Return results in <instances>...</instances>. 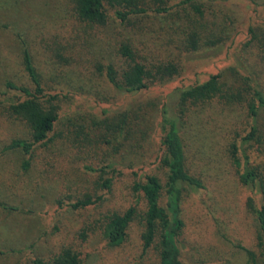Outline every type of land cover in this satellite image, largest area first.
I'll return each mask as SVG.
<instances>
[{
  "label": "trees",
  "instance_id": "1",
  "mask_svg": "<svg viewBox=\"0 0 264 264\" xmlns=\"http://www.w3.org/2000/svg\"><path fill=\"white\" fill-rule=\"evenodd\" d=\"M257 1L66 0L69 19L82 34L91 30L94 35L115 24L111 38L119 61L94 62L113 94L100 100L99 117L92 115V130L83 132L81 139L87 146L105 147H101L98 163L81 165L93 177L91 192L67 204L72 209L93 207L108 194L114 178L127 172L142 208L129 205L121 211L101 210L97 222L102 238L112 247L122 243L131 224L139 225L141 249L135 264H146L148 253L153 264H184L181 201L188 196L203 197L206 186L189 170L181 129L189 108L205 101L246 109L247 127L242 134L228 136L222 153L237 176L243 212L254 227V248L242 247L245 264H256L264 252V0ZM238 2L246 11L240 24L234 15ZM141 37L144 41L164 38L163 42L181 53L204 46L216 54L224 48L209 63L199 59L189 67L175 58L161 61L144 56L137 47L144 43ZM239 49L255 54L251 67ZM20 55L32 87L5 80L0 105L28 135L27 139L12 138L3 147V151L21 153L24 171L33 149L51 141L57 109L67 97L41 86L26 47ZM6 90L15 94L5 98ZM140 91L153 96L144 102H129L131 94ZM115 93L122 94L118 101ZM77 96L92 99L88 93ZM214 222L220 234L223 221L215 216ZM29 264H84V260L72 245L61 244L47 259L30 258Z\"/></svg>",
  "mask_w": 264,
  "mask_h": 264
},
{
  "label": "rangeland",
  "instance_id": "2",
  "mask_svg": "<svg viewBox=\"0 0 264 264\" xmlns=\"http://www.w3.org/2000/svg\"><path fill=\"white\" fill-rule=\"evenodd\" d=\"M235 9L240 24L246 11L240 2ZM114 31V23L94 35L91 30L83 34L76 31L66 0H0V91L5 90V80L32 87L20 55L26 47L41 86L67 97L57 109L51 141L33 149L24 171L21 153L3 151V147L12 138L27 139L28 135L0 105V264H29L30 258L45 260L61 244L79 251L84 264H135L139 258L138 224H131L122 243L112 247L105 243L97 222L101 210L121 211L129 205L142 208L127 172L121 171L114 178L108 194L93 207L72 209L67 204L91 192L93 177L81 165L98 163L101 147H105L94 143L93 147L87 146L81 137L92 130V115L99 117L100 100L113 94L94 62L119 64L111 38ZM141 39L144 43L137 47L144 56L161 61L175 58L189 67L199 59L209 63L208 59L220 55L224 48L222 45L216 54L215 49L204 46L181 53L163 42L164 38ZM238 53L249 65L255 59L250 49H239ZM87 93L91 101L77 96ZM14 94V90H6L4 97ZM120 96L115 93V100ZM149 96L153 94L132 93L129 102H144ZM247 124L244 106L205 101L192 105L186 113L181 131L188 167L200 177L206 190L203 197L188 196L181 201L184 264H245L242 247L254 248L253 223L241 205L242 188L222 153L228 136L233 132L242 134ZM215 216L223 221L220 234ZM148 254L145 263L153 264ZM256 264H264V252L257 256Z\"/></svg>",
  "mask_w": 264,
  "mask_h": 264
}]
</instances>
